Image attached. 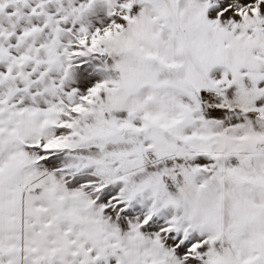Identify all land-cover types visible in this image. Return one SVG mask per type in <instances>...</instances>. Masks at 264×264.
<instances>
[{"label":"snow or ice","instance_id":"obj_1","mask_svg":"<svg viewBox=\"0 0 264 264\" xmlns=\"http://www.w3.org/2000/svg\"><path fill=\"white\" fill-rule=\"evenodd\" d=\"M0 264H264V0H0Z\"/></svg>","mask_w":264,"mask_h":264},{"label":"rangeland","instance_id":"obj_2","mask_svg":"<svg viewBox=\"0 0 264 264\" xmlns=\"http://www.w3.org/2000/svg\"><path fill=\"white\" fill-rule=\"evenodd\" d=\"M27 11V10H26ZM80 60H83L84 58H79ZM79 62V61H78ZM87 67V65H85ZM99 78V75H97V79Z\"/></svg>","mask_w":264,"mask_h":264}]
</instances>
